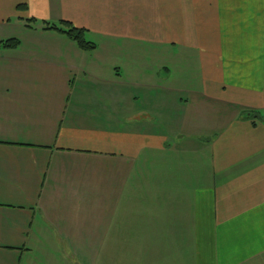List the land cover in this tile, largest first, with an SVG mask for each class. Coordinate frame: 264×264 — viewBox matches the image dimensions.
<instances>
[{"label": "crops", "instance_id": "1", "mask_svg": "<svg viewBox=\"0 0 264 264\" xmlns=\"http://www.w3.org/2000/svg\"><path fill=\"white\" fill-rule=\"evenodd\" d=\"M111 245L264 264V0H0V264Z\"/></svg>", "mask_w": 264, "mask_h": 264}, {"label": "trees", "instance_id": "2", "mask_svg": "<svg viewBox=\"0 0 264 264\" xmlns=\"http://www.w3.org/2000/svg\"><path fill=\"white\" fill-rule=\"evenodd\" d=\"M21 7V6H20ZM36 20L30 19L26 21V26L32 28ZM42 30L55 31L67 36L69 39L74 41L77 46L83 51H92L95 49V44L90 43L85 38V30L76 28L71 23L66 21H60L58 23L40 22ZM5 47L15 48L19 45L17 40H9L3 43ZM245 116L251 119H261L257 113L253 111L246 112Z\"/></svg>", "mask_w": 264, "mask_h": 264}, {"label": "rangeland", "instance_id": "3", "mask_svg": "<svg viewBox=\"0 0 264 264\" xmlns=\"http://www.w3.org/2000/svg\"><path fill=\"white\" fill-rule=\"evenodd\" d=\"M150 68H153V65H150ZM108 251L111 254L110 259H107V258L106 259H102L101 260L102 264H112V259H111V257H112V245H111V250L109 248Z\"/></svg>", "mask_w": 264, "mask_h": 264}]
</instances>
